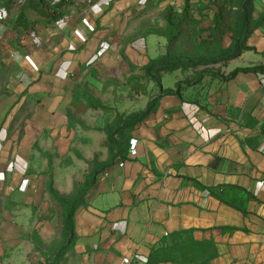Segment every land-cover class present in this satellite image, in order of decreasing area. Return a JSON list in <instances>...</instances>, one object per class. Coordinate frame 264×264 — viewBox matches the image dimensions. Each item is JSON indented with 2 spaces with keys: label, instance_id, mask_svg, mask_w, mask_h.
Returning <instances> with one entry per match:
<instances>
[{
  "label": "crops",
  "instance_id": "0c3cea01",
  "mask_svg": "<svg viewBox=\"0 0 264 264\" xmlns=\"http://www.w3.org/2000/svg\"><path fill=\"white\" fill-rule=\"evenodd\" d=\"M23 1L0 0V38L4 41L14 44L36 27L74 24L68 28L72 36L66 39L70 47L53 48L50 40V45L40 49L37 78L23 85L29 92L16 100L15 109L21 113L26 112V103L33 104L32 121L24 126L20 142L7 143V129L0 132V155L12 161L6 194L10 206L22 209L0 210V264H35L34 260L45 264L44 257L49 255L40 253L33 238L50 250V245L62 242L48 185L52 178L57 191L69 194L83 179L86 167L83 163L79 174L74 170L79 163L76 158L57 164L43 158L39 168L31 158L46 129L53 130L51 136L57 133L52 127L57 119L65 122L62 135L70 136L74 127H70L69 112L75 113L72 90L85 68L94 63L115 66L121 54L144 66L136 60V52L145 51L149 60L157 57L163 53L155 48L163 36L142 28L140 22L149 18L151 8L163 15L168 6L180 10L185 4V0H102L99 12L78 14L75 20L67 12L55 24L36 23L25 32L16 27L20 8L11 7ZM258 2L264 6V0H256V6ZM24 13L30 22L40 19L32 8ZM255 33L259 36L255 50L216 68L228 74L237 67L259 65L251 55L264 52V27ZM115 36L123 39L116 41ZM116 48L125 50L119 55ZM28 73L34 74V69ZM262 81L259 73H239L227 82L206 76L182 92L183 101L176 95L163 96L158 109L132 132L136 153L100 175L86 204L76 211L74 239L57 264H132L137 259L145 264L152 259L155 264H186L162 256L181 257L190 242L200 256L194 264L229 262L231 256L220 240L223 236L237 241L247 238L248 218L264 213ZM247 139H253L254 146ZM221 185L244 187L258 200L244 202L237 194L229 195L246 208L244 213L206 189ZM40 216L46 219L39 221Z\"/></svg>",
  "mask_w": 264,
  "mask_h": 264
},
{
  "label": "rangeland",
  "instance_id": "374dc122",
  "mask_svg": "<svg viewBox=\"0 0 264 264\" xmlns=\"http://www.w3.org/2000/svg\"><path fill=\"white\" fill-rule=\"evenodd\" d=\"M101 1L76 0L67 12L75 20L78 14L99 12L100 8L103 7L100 4ZM11 7L14 9L20 8L17 5ZM148 15L149 18L145 16L147 19L140 22L141 27L147 26L153 31L163 30L164 22L161 12L157 11L156 8H151V12ZM254 15L256 20L264 16V6L260 2L257 3ZM73 24L65 22L63 25L59 24L50 28H33L27 37L17 38L14 44L13 42H9V40L4 41V39L0 38V46H9V48H0V132L3 129H7V143H19L24 126L28 121H32V118H29L33 115L32 103H26L27 107L24 109L26 112L21 113L15 108L17 107L16 100L18 97L29 92V89L24 90L25 87L23 85L37 78L36 73L38 71H35V69L39 68L40 49L50 45V40L52 41L53 48L70 47L66 39L72 36L68 28ZM1 35L3 36L4 33H1ZM208 35V32L203 34L204 37ZM258 37V33H254L249 39L248 44L256 48L255 43ZM114 38L116 41L123 39L117 36ZM161 38L155 47L158 48L159 53L164 52L166 44V39ZM152 40L149 44L151 48H154L155 43ZM124 50L125 48H116L119 55ZM149 56L145 51L143 53L136 52L135 54L136 60L143 62V65L149 63ZM251 56H254L255 61L258 60L256 64L264 66V52L260 56ZM120 57L121 61L116 62L115 66H101L94 63L85 68L83 75L75 85L76 88L74 87L72 90V94L74 95L75 91H77L80 100L83 101L74 106L73 109L76 122H70V127H74L75 130L70 131V136L62 135L65 132H63L65 122L61 118L57 119L52 126L54 131L57 132L55 136L49 134L50 131H53L52 129H46L44 135L41 137L43 139L42 142L38 144V150H34L31 158L34 161L33 166L40 168V160L43 158L53 164H57L59 161H66L68 158L71 160L76 158L79 163L74 167V170L80 174V168L83 163L87 169V162L96 157L101 162L107 161L109 159V151L105 128L107 126H114L119 114L128 115L143 110L150 100L162 93L161 90H175L177 82L195 78V74L190 69L177 70L165 75L162 89L153 83H148L147 80L139 81L141 92L137 93L134 86L138 81L135 78L132 79V77L141 76L143 73L139 68L133 70L129 62L130 60L125 58L124 55L122 56L121 54ZM246 61L251 63L253 59H246ZM216 66L213 69H217L218 67L216 68ZM31 68L32 70L34 69V74L28 73ZM261 76L263 80L264 75L261 74ZM262 84L264 89L263 81ZM91 99L100 101L103 106L100 109L87 108V101ZM155 120L157 122L159 119ZM155 120L152 121L154 122ZM51 145H53V148L50 149ZM67 149L69 151L66 152ZM4 158H6L4 155H0V210L4 208L5 210H17L18 208L10 206V197L6 194L5 188L6 181L12 171V161L9 160L7 162ZM38 219L40 221V219L46 218L40 216ZM246 228H248L246 233L248 236L246 235L247 238L245 239L237 241L236 238L223 236L220 240L227 256H231V259L226 264H264V213L262 212L260 216L249 217ZM33 241L34 244L38 245V249L43 256L50 255V251L52 252V250L46 247V245L36 238H33ZM44 258L46 260L47 257ZM51 261L55 264V259L52 258Z\"/></svg>",
  "mask_w": 264,
  "mask_h": 264
},
{
  "label": "trees",
  "instance_id": "16d2710c",
  "mask_svg": "<svg viewBox=\"0 0 264 264\" xmlns=\"http://www.w3.org/2000/svg\"><path fill=\"white\" fill-rule=\"evenodd\" d=\"M76 0H24L20 6V14L16 21V27L27 32L31 25L39 23L49 26L61 21L67 14L68 8ZM256 0H185L184 6L178 10L173 6H168L162 19L164 22L163 30H156L160 36L166 38L165 50L157 57L151 58L149 63L138 66L130 61L133 70L140 69L141 76L132 77L137 79L134 89L137 93L141 80H147L162 89L163 77L166 74L177 70H192L195 78L192 80L179 81L175 90H161L158 96L150 100L146 108L128 115L119 114L114 126H107L106 137L109 151L107 161H99L96 157L87 162V169L83 179L76 182L73 190L69 194H62L57 191L51 178L48 185V193L52 210L58 216L59 233L58 238L62 240L51 246L50 255L46 258L45 264H55L60 261L69 249L71 241L74 239L75 213L87 202L89 192L96 186L100 175L116 164L118 161H125L131 154L132 132L154 113L159 106L160 99L165 95H176L184 100L182 92L197 83L201 82L206 76L218 78L227 82L234 79L239 73H259L264 75L263 65L249 67H237L230 73L225 74L221 69H213L216 65H227L229 62L238 59L245 52L256 48L248 44L249 39L257 29L264 26V16L255 19ZM32 8L40 19L30 22L24 10ZM209 35L204 37L203 34ZM199 36V37H197ZM197 37V38H196ZM127 58L126 56H124ZM128 59V58H127ZM202 69V70H199ZM76 88V87H75ZM146 92V90H144ZM79 93H74V106L82 103ZM87 108L100 109L103 104L100 101L91 99L87 101ZM69 120L75 123L74 115L69 112ZM83 123V122H80ZM84 124V123H83ZM249 145L254 146L253 139L245 140ZM207 191L221 202L242 210L246 213V208L237 204L235 197L229 195L237 194L239 201H257L258 198L249 190L241 186H216L206 187ZM236 197V198H237ZM182 233L176 234L180 239ZM192 243V245H191ZM186 246V252L181 257L173 253H166L162 258L186 264H194L199 259V251L194 252L195 243L190 242ZM192 255L190 256V254ZM215 256L212 253L211 257ZM33 257V256H32ZM51 259V260H50ZM35 264H39L35 262ZM155 259L148 261L147 264H155ZM42 264V263H41Z\"/></svg>",
  "mask_w": 264,
  "mask_h": 264
},
{
  "label": "built area",
  "instance_id": "2783aa9c",
  "mask_svg": "<svg viewBox=\"0 0 264 264\" xmlns=\"http://www.w3.org/2000/svg\"><path fill=\"white\" fill-rule=\"evenodd\" d=\"M136 144H137V140L132 139L131 140V147H130L131 154H135L136 153ZM132 264H145V263H143V262H141L140 260L137 259Z\"/></svg>",
  "mask_w": 264,
  "mask_h": 264
}]
</instances>
